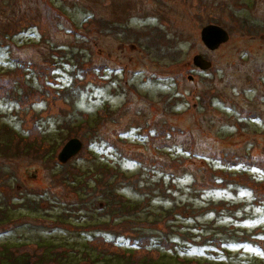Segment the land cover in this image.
Masks as SVG:
<instances>
[{"label":"rangeland","instance_id":"1","mask_svg":"<svg viewBox=\"0 0 264 264\" xmlns=\"http://www.w3.org/2000/svg\"><path fill=\"white\" fill-rule=\"evenodd\" d=\"M208 24L230 34L213 53ZM76 67L92 97L70 92ZM179 162L193 175L173 188ZM263 209L264 0H0V249L25 264L42 247L73 264L156 248L171 264H264Z\"/></svg>","mask_w":264,"mask_h":264},{"label":"trees","instance_id":"2","mask_svg":"<svg viewBox=\"0 0 264 264\" xmlns=\"http://www.w3.org/2000/svg\"><path fill=\"white\" fill-rule=\"evenodd\" d=\"M73 58H76V57H73ZM214 72L217 73V70L214 71ZM71 74H73L72 77L74 78V85H72V87L69 88L70 92L71 93H75L76 92V94H77V93H80V92L83 91V93L85 95L92 97L91 96L92 93H93L92 92V87L90 85H88V84L82 85V83H81V80H83L82 77L85 76V75L82 74L81 68L78 69V67H76L72 71ZM210 75H211L210 73H206V76L202 77V80L204 82L209 81L210 80V77H209ZM111 76H112V74H111ZM108 81H109V79H106V81H103V82H106L107 83ZM96 86H97V84H96ZM65 91H68V90L66 88H63L61 90V93L62 92H65ZM215 98H217V96H216L215 92H212V95L209 96V98L207 99L208 100L207 102H209V104H210V102H213L214 106L217 103H219L221 106L228 108V103H227V101L225 99H223L221 96H218L217 99H215ZM215 100H216L217 103L214 102ZM224 109H226V108H224ZM252 115L255 116V114L253 112H247L246 113V119L247 120H252L253 118H255V117L251 118ZM7 131H9V129L3 130L1 132L4 133V134H6ZM147 135L149 136V134H147ZM158 135H160V134H158ZM199 149H201V148H199ZM182 150L185 151L184 148H182ZM193 153L194 152H192V154ZM195 153H198V152H195ZM181 154H182V152H181ZM181 154L178 155L177 152H174L173 155L174 156H176V155L181 156ZM181 163L182 162H179V165L176 166V168H174L173 165L169 164V165H167V167H169V169H166L165 170L167 177H169V179H171L170 181L173 182V184H174V187L173 188H176V187L180 188L178 186V183L176 181H177V178H179L180 176H183L184 175V174H182V172H184V173L187 174V175H185L186 177H188V175H193V171L190 170L188 167L187 168H184L185 166H182ZM183 168H184V170H183ZM192 184H196L195 180H193L191 183L186 184L185 187L187 189H189V187H192L193 188ZM194 188H195V190H194ZM194 188H193V192L196 193V196L197 197H200L201 196V192L199 191V189H196V187H194ZM115 197H116L115 195L112 196L113 199ZM241 234H243V233H240L239 232V234H238V232H236V231L235 232L232 231L230 233L231 237H233L235 239V241L238 240V241H240V243H242V242H246V243L247 242H250V243L258 246L259 243L257 241H255V240L250 239V238H249V240L248 239L247 240L240 239L241 238ZM186 236L188 237L186 239V241L189 243V245H193V246H196V247H202L204 245H207L210 241H213L214 240L216 242V245L215 246L216 247H219L218 240L215 237L213 238V240L210 239V238H208L206 241H202V243H197L195 241L197 239H194V237H189L188 234H186ZM220 243H221V245H223V240L222 239L220 240ZM172 246L173 247L177 246V243H173ZM219 248H221V247H219ZM66 250L67 249H65L64 251H66ZM134 250L135 249H133V251L130 252L129 255L126 258H124L123 262L120 263V264H124V263L125 264H171L172 262H174L173 259H172L173 261H163L164 255L162 254V251L160 253V251L157 250V248L154 249L155 252L158 253L157 258H155V259H153L151 256L142 257L140 259L133 258L132 256H133ZM224 251H226V248L224 249ZM0 256H1L0 257V264H3V260H7V263H5V264H25V262L26 263L29 262V260L27 259L28 258L27 254H26V256L25 255H23V256L15 255L14 252L7 251L5 249V247H1V249H0ZM66 257L67 256H66V254H64L63 251H59V250L56 251L53 248L47 249L46 247H42V252L40 254V257L37 259V263L38 264H56V262L58 261V264H73L71 261H66ZM173 257H174V259L177 260V262H179V260H178L179 258L178 257H175V256H173ZM180 258H184V257H180ZM103 259H104V257L98 258V261H102ZM182 261H186V260L182 259Z\"/></svg>","mask_w":264,"mask_h":264},{"label":"water","instance_id":"3","mask_svg":"<svg viewBox=\"0 0 264 264\" xmlns=\"http://www.w3.org/2000/svg\"><path fill=\"white\" fill-rule=\"evenodd\" d=\"M200 35L203 45L211 51H215L219 46L225 44L230 37L227 31L221 28V26L211 24L204 26ZM192 62L193 65L201 70L209 69L211 66V63L200 54H195ZM82 147V142L77 138L66 141L58 154V161L64 163L75 158L80 153Z\"/></svg>","mask_w":264,"mask_h":264},{"label":"flooded vegetation","instance_id":"4","mask_svg":"<svg viewBox=\"0 0 264 264\" xmlns=\"http://www.w3.org/2000/svg\"><path fill=\"white\" fill-rule=\"evenodd\" d=\"M209 25V24H208ZM206 26V25H205ZM225 30V29H224ZM225 31H227V30H225ZM227 33H228V31H227ZM229 34V33H228ZM229 36H230V34H229ZM202 43V42H201ZM202 45H203V43H202ZM224 44H222L221 46H223ZM204 46V45H203ZM221 46H219L216 50H218ZM204 47H206V46H204ZM207 48V47H206ZM207 50H208V52H211V53H213V52H216V50L215 51H211V50H209L208 48H207ZM202 56V55H201ZM203 57V56H202ZM204 59H206V60H208L209 58H206V57H203ZM210 63H211V66L209 67V69H211V67H212V61L209 59L208 60ZM193 67H196L195 65L193 66ZM196 69H199V68H196ZM209 69H206V71L207 70H209ZM198 71H201V72H204V70H201V69H199Z\"/></svg>","mask_w":264,"mask_h":264}]
</instances>
